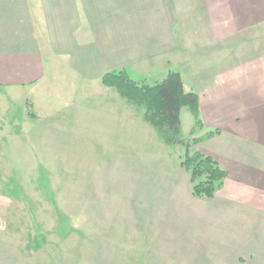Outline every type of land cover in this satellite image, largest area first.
Here are the masks:
<instances>
[{
	"label": "crops",
	"instance_id": "obj_1",
	"mask_svg": "<svg viewBox=\"0 0 264 264\" xmlns=\"http://www.w3.org/2000/svg\"><path fill=\"white\" fill-rule=\"evenodd\" d=\"M51 62L70 73L46 76ZM181 64L203 130L217 131L196 149L226 178L212 199L193 197L180 171L157 190L138 264H264V0H0V144L25 133L45 144L48 127L34 124L56 119L43 98L57 90L73 98L76 129L97 147L118 136L148 145L151 127L101 78L137 69L163 80ZM9 109L17 115L6 122Z\"/></svg>",
	"mask_w": 264,
	"mask_h": 264
},
{
	"label": "rangeland",
	"instance_id": "obj_2",
	"mask_svg": "<svg viewBox=\"0 0 264 264\" xmlns=\"http://www.w3.org/2000/svg\"><path fill=\"white\" fill-rule=\"evenodd\" d=\"M43 59L46 64L45 53ZM186 68L182 64L178 68L184 90L195 92ZM60 70V78L69 72L64 64L45 66L46 76L54 72L55 80ZM118 71L139 85L162 81L156 73ZM72 99L57 90L43 98L52 104L56 118L34 124L38 131L48 127L45 144L38 145L26 133L20 140L0 144V191H4V196L0 193V264H138L140 238L149 233L142 222L155 217V210L146 203L155 202L157 190H169L178 171L185 174L179 166L182 147L164 145L152 128L148 145L141 146L140 134L133 129L138 142L133 147L119 136L117 144L97 147L82 136V129H76L78 115L69 110L75 106ZM3 100L7 105L8 100ZM19 106L15 103L13 108L18 111ZM132 108L133 116L142 117V108ZM8 112L3 115L6 122L17 115L13 109ZM199 118L202 122L200 114ZM180 123L185 141L211 132L204 131L203 124L198 127L185 107L180 110ZM66 124L69 133L76 130L82 139L66 135ZM154 136L156 141H151ZM196 145L193 149L198 151ZM146 170L148 176H144Z\"/></svg>",
	"mask_w": 264,
	"mask_h": 264
},
{
	"label": "trees",
	"instance_id": "obj_3",
	"mask_svg": "<svg viewBox=\"0 0 264 264\" xmlns=\"http://www.w3.org/2000/svg\"><path fill=\"white\" fill-rule=\"evenodd\" d=\"M101 85L116 91L118 96L131 106L143 110V120L156 132L161 142L168 147L181 146L179 166L189 176L191 194L195 198L212 199L223 185L226 172L210 156L193 149L205 138L217 134L209 132L203 138L186 140L181 136L180 110L187 108L201 126L198 112V97L184 90L178 72H169L152 86L139 85L130 80L124 71L107 73Z\"/></svg>",
	"mask_w": 264,
	"mask_h": 264
}]
</instances>
